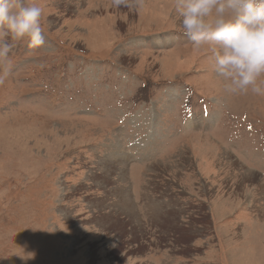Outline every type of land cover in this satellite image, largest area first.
I'll return each mask as SVG.
<instances>
[{
  "label": "rangeland",
  "instance_id": "1",
  "mask_svg": "<svg viewBox=\"0 0 264 264\" xmlns=\"http://www.w3.org/2000/svg\"><path fill=\"white\" fill-rule=\"evenodd\" d=\"M34 2L45 43L0 85V264H264V96L224 91L175 0Z\"/></svg>",
  "mask_w": 264,
  "mask_h": 264
},
{
  "label": "clouds",
  "instance_id": "2",
  "mask_svg": "<svg viewBox=\"0 0 264 264\" xmlns=\"http://www.w3.org/2000/svg\"><path fill=\"white\" fill-rule=\"evenodd\" d=\"M112 6L139 12L145 0H112ZM175 11L192 46L211 48L226 93L264 96V0H175ZM42 15L34 0H0V85L11 75L18 45L45 43Z\"/></svg>",
  "mask_w": 264,
  "mask_h": 264
},
{
  "label": "bare ground",
  "instance_id": "3",
  "mask_svg": "<svg viewBox=\"0 0 264 264\" xmlns=\"http://www.w3.org/2000/svg\"><path fill=\"white\" fill-rule=\"evenodd\" d=\"M114 160V159H113ZM244 176L247 177V179H249L250 182H256V184L258 183L257 186H259V190L261 189L262 192L264 193V182L261 179H258L256 176L253 175H249V174H245ZM252 184V183H251ZM257 189V188H256Z\"/></svg>",
  "mask_w": 264,
  "mask_h": 264
},
{
  "label": "crops",
  "instance_id": "4",
  "mask_svg": "<svg viewBox=\"0 0 264 264\" xmlns=\"http://www.w3.org/2000/svg\"><path fill=\"white\" fill-rule=\"evenodd\" d=\"M159 208H160V207H158V208H156V209L159 210ZM157 212L159 213V215H162V213H163L162 211H155L154 213H157ZM154 213H153V214H154ZM153 214H152V215H153ZM162 216H163V215H162ZM154 221L159 222V220H156V219H155ZM141 256H143V255H141ZM164 263H165V262H164ZM167 264H170V263H167ZM173 264H174V263H173Z\"/></svg>",
  "mask_w": 264,
  "mask_h": 264
}]
</instances>
